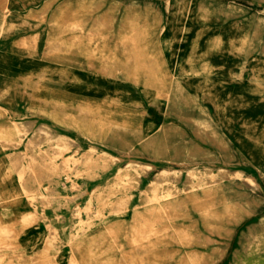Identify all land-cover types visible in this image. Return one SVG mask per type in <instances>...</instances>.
Returning <instances> with one entry per match:
<instances>
[{
  "label": "rangeland",
  "instance_id": "374dc122",
  "mask_svg": "<svg viewBox=\"0 0 264 264\" xmlns=\"http://www.w3.org/2000/svg\"><path fill=\"white\" fill-rule=\"evenodd\" d=\"M68 1L97 2L95 14L111 12L119 36L131 14L145 17V44L160 56L164 79L62 54L52 29ZM0 75L25 97L17 107L0 95L9 106L0 107V137L12 133L18 143L0 142V237L12 241L0 240V264H81L72 233L88 210L104 212L94 227L114 230L104 247L126 258L151 187L179 190L181 199L197 178L216 179L234 211L205 222L189 207L178 225L199 239L171 240L175 261L264 264V0H0ZM28 75L40 82H24ZM47 98L88 103L103 135L56 119ZM124 197V209L112 212Z\"/></svg>",
  "mask_w": 264,
  "mask_h": 264
},
{
  "label": "bare ground",
  "instance_id": "6f19581e",
  "mask_svg": "<svg viewBox=\"0 0 264 264\" xmlns=\"http://www.w3.org/2000/svg\"><path fill=\"white\" fill-rule=\"evenodd\" d=\"M97 7L98 4L94 1H68L63 5L54 15L53 45L75 62H102V69L105 68L108 71L121 70L127 75L138 76L151 83L163 80L165 72L162 60L145 44V41L148 40V46H150L151 40L146 18L131 14L126 22V30L121 31L119 36L111 32L113 24L111 12L95 14ZM1 32H3V26ZM69 35L72 36L68 37ZM34 81L40 82L35 80L33 75L24 77L26 83ZM20 87L19 82L0 75V95L5 100H12L15 103L14 106L17 107L25 101V97L20 94ZM43 101L52 107L51 112L56 119L76 125L92 136L103 135L96 125L97 120L92 121L88 117V114L93 110V107L88 103H73L50 98ZM0 107L9 108L6 103L0 104ZM70 110H74L77 117H70L68 112ZM13 136L12 133L9 136H1L0 142L10 141L14 145L18 144L15 143L17 141ZM58 149L60 152L62 147L60 146ZM43 165H46L48 169L52 168V164L46 161V156H44ZM216 183V179H189L183 190L185 196L181 199L176 197L181 193L179 190L160 193L156 186L151 187L152 193L148 195L145 202L146 209L133 216V221L136 223L131 238L133 246L127 249L129 256L126 258H115L111 253L113 247H104L114 230L112 231L108 226L94 227L93 218L102 217L104 212L100 210L94 213L87 208V217L80 219L81 226L72 233L74 234L73 238L75 237L74 247L84 257L81 264H178L175 261L176 251L171 246V240H182L191 244L199 239L193 229L178 225V219L190 218L189 207L195 208L205 222L222 220L223 214L234 211L232 207L222 202ZM112 193L110 190L108 194ZM128 200L129 198L126 197L114 200L109 204L112 212L124 209ZM106 206V203L103 202L101 207L105 208ZM157 222L164 223L161 229L154 227ZM7 237L5 234L0 237V240L7 244L12 242ZM28 264H49V262L46 259H41L33 260ZM182 264H187V262Z\"/></svg>",
  "mask_w": 264,
  "mask_h": 264
}]
</instances>
